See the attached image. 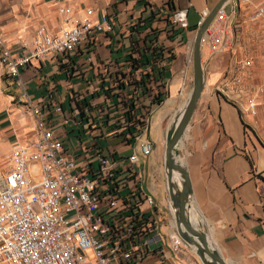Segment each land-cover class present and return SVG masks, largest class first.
Wrapping results in <instances>:
<instances>
[{"label": "crops", "instance_id": "obj_1", "mask_svg": "<svg viewBox=\"0 0 264 264\" xmlns=\"http://www.w3.org/2000/svg\"><path fill=\"white\" fill-rule=\"evenodd\" d=\"M219 1L0 0V39L19 56L20 42L31 40L38 27L52 34L59 31L60 7L72 10L66 26L84 19L98 21L102 13L110 17L112 31L94 37L86 53L81 49L63 57L49 55L23 67L20 76L31 100L40 107L44 129L51 130L77 162L88 159L91 152L85 149L89 146L118 159L128 156L133 152L134 133L155 142L152 155L141 163L145 169L141 187L155 200L150 212L155 228L137 264H198L192 247L171 251L170 238L176 235L172 211L177 210L168 197L165 140L162 158L158 147L164 124L185 107L191 92L184 96L193 81L192 45L202 12ZM231 3H225L228 14ZM88 8L93 12L87 14ZM241 8L238 0L236 16L229 17V33L235 36L231 48L210 55L202 44L204 88L179 139L178 159L184 144L181 160L190 178L189 199L203 221L190 218L206 234L210 248L225 264H264V95L256 96L253 116L247 99L256 87H243L231 95L233 88L225 77L231 70H241L246 79L264 87V21L247 20L253 3L246 19L239 16ZM177 11L186 12V28L172 22L170 15ZM89 54L93 63L85 60ZM239 55L244 60L238 63ZM129 104L134 108L131 120L124 113ZM36 139V121L14 99L0 64V176L10 169L11 151ZM154 175L165 179V184L156 186Z\"/></svg>", "mask_w": 264, "mask_h": 264}, {"label": "built area", "instance_id": "obj_2", "mask_svg": "<svg viewBox=\"0 0 264 264\" xmlns=\"http://www.w3.org/2000/svg\"><path fill=\"white\" fill-rule=\"evenodd\" d=\"M237 9L238 0H232L230 14L223 5L205 31L202 44L210 55L233 46L235 36L229 33L228 22ZM58 11L62 18L59 31L52 34L38 27L31 40L20 42L21 56L0 39L3 75L10 80L14 99L35 119L37 128L36 141L16 146L7 158L10 169L0 176V264H137L155 228L150 213L155 200L141 187L145 175L141 163L152 155L154 141L134 133L133 152L128 156L118 159L89 146L85 149L91 152L88 159L77 162L54 133L44 129L40 107L31 100L20 76L23 67L49 55L63 57L81 49L86 53L94 37L112 31L107 13L95 22L84 19L66 26L71 8ZM92 12L86 9L87 14ZM208 13L203 11L202 18ZM171 19L181 28L187 27L185 11L174 12ZM250 20L264 21V0L254 8ZM261 56L264 58V30ZM85 60L93 63L92 54ZM257 95H264L263 86L247 99V110L253 116L257 114ZM124 113L128 115V110ZM141 121L145 124L146 119ZM182 247L190 248L173 235L171 251L176 253Z\"/></svg>", "mask_w": 264, "mask_h": 264}, {"label": "water", "instance_id": "obj_3", "mask_svg": "<svg viewBox=\"0 0 264 264\" xmlns=\"http://www.w3.org/2000/svg\"><path fill=\"white\" fill-rule=\"evenodd\" d=\"M227 1L228 0H220L215 7L209 11L197 28L191 53L193 70L192 89L186 101L179 125L174 133H167L165 140V166L168 170L167 179L169 187L168 197L177 210L175 216L176 234L185 244L194 248L195 255L202 264H225V262L215 249L210 248L206 234L200 231L191 218L187 216V200L192 191L188 172L181 166L178 159V143L191 122L195 107L204 88V73L201 63L202 37L217 11ZM171 171L175 172L179 177V189L176 195L173 193Z\"/></svg>", "mask_w": 264, "mask_h": 264}, {"label": "rangeland", "instance_id": "obj_4", "mask_svg": "<svg viewBox=\"0 0 264 264\" xmlns=\"http://www.w3.org/2000/svg\"><path fill=\"white\" fill-rule=\"evenodd\" d=\"M261 1H263V0H259V1H253V0H239V3L242 5V8H241V10H240V14H239V16H241V18L243 17V19L245 18L246 19V15H247V12H249V7H251L252 6V3H253V5L256 7ZM246 6H245V5ZM253 8V7H252ZM253 12V11H252ZM250 15L251 14H249L248 16H247V20L250 22L251 20H250ZM238 19V18H237ZM241 21H243L242 19H241ZM201 51H202V49H201ZM248 59H251V58H249L248 57ZM242 60H244V57H242L241 55H239V57L237 58V62L239 63L240 61H242ZM233 73H235L233 76H234V78H231V76H232V74ZM245 73L244 72H242L241 70H231V71H229V73H227L226 74V78H229V83L231 84V88H233L232 89V92L229 90V94H231V95H236V94H238V93H240L241 92V90H242V88L244 87V88H247V89H251L252 87H253V85L256 87V90L261 86V83L259 82H253V81H250L251 79H246L245 78ZM235 78H237V79H235ZM245 78V79H244ZM239 81V83H235L234 81ZM242 80H243V83H242ZM233 86V87H232ZM190 89H192V82L190 83V85L188 86V89L185 91V93H184V96H187V94H188V91L190 90ZM246 90V89H245ZM246 92H248V91H246ZM254 94V93H253ZM184 98V97H183ZM170 121V120H169ZM169 121L167 122V123H165L164 124V130L165 129H167V127H168V124H169ZM165 133H166V130L164 131ZM165 133H164V137H163V139H162V143L160 144V146L158 147L159 148V152H160V156H161V158H162V153H163V148H164V140H165ZM154 145H155V142H154ZM154 149H155V147H154ZM184 144L181 146V148L179 149V155H180V157L181 158H183L184 159ZM33 172V170L31 171V173ZM165 177V174L163 173V176H162V178H164ZM162 178L159 176V175H154V179H153V183L156 185V186H158V184H160L161 185V183L163 182L164 184H165V179L164 180H162ZM165 195H166V193H165ZM167 213H168V217H167V220L169 221V219H170V217H171V214H170V212H169V209H168V206H167ZM166 220V221H167ZM167 221V222H168ZM177 235V234H176ZM159 244H161L160 242H159ZM155 245V244H154ZM193 248V247H192ZM189 249H191V246H190V248ZM188 249V250H189ZM193 251H194V254H195V250H194V248H193ZM195 257L197 258V261H198V264H202L200 261H199V259H198V257L195 255Z\"/></svg>", "mask_w": 264, "mask_h": 264}, {"label": "bare ground", "instance_id": "obj_5", "mask_svg": "<svg viewBox=\"0 0 264 264\" xmlns=\"http://www.w3.org/2000/svg\"><path fill=\"white\" fill-rule=\"evenodd\" d=\"M185 107H183L181 110H179L170 120L169 124H168V127L166 129V135L167 133L169 132H172L174 133L177 126L179 125L180 123V120L182 118V113H183V110H184ZM166 140V139H165ZM166 143V141H165ZM179 162L181 164V166L185 169V166H184V163L183 161L181 160V157L179 156ZM166 172L168 175V170H167V167H166ZM178 176L175 172L171 171V182L173 184V193L174 195L177 194L178 192V189H179V186H178ZM167 189H169L168 187V179H167ZM173 205V204H172ZM175 206L173 205V208ZM173 213V216L175 218L176 214L172 211ZM187 216L190 218H195L197 219V221H203V218L200 214V212L198 211V209L193 205V203L191 202V200L189 199L188 197V200H187ZM200 261V260H199Z\"/></svg>", "mask_w": 264, "mask_h": 264}, {"label": "trees", "instance_id": "obj_6", "mask_svg": "<svg viewBox=\"0 0 264 264\" xmlns=\"http://www.w3.org/2000/svg\"><path fill=\"white\" fill-rule=\"evenodd\" d=\"M168 6L172 9V4L171 2L168 3ZM170 17H172V15H170ZM134 63H136V59H132ZM133 63V65H134ZM128 120H131L132 119V111L134 112V108H133V105L129 104L128 106Z\"/></svg>", "mask_w": 264, "mask_h": 264}]
</instances>
